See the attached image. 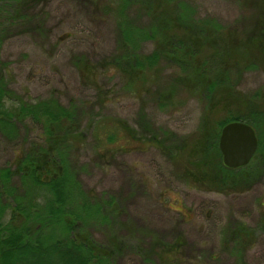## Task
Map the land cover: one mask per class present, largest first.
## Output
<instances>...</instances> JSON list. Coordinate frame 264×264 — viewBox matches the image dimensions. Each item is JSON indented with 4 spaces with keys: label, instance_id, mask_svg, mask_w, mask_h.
Masks as SVG:
<instances>
[{
    "label": "rangeland",
    "instance_id": "rangeland-1",
    "mask_svg": "<svg viewBox=\"0 0 264 264\" xmlns=\"http://www.w3.org/2000/svg\"><path fill=\"white\" fill-rule=\"evenodd\" d=\"M170 1L171 8L183 15V7H189L190 21L212 24L221 31L234 30L242 37L256 25L263 10L256 0ZM113 3L27 1L22 15L29 22L2 41L1 61L7 65L4 78L13 91L12 98L37 102L53 97L66 107L71 101L78 104L85 138L73 153V162L82 168L78 176L82 188L99 197H115L122 209L116 227L127 248L116 264H155L159 258L171 259L166 264H264V176L251 189L234 194L195 187L182 175L181 162L170 159L147 140L136 144L126 137L119 123L125 122L140 137L166 130L179 140L198 131L204 113L201 100L185 97L181 103L166 106L160 102L158 90L166 86L175 67L163 63L150 83H144L143 78L129 86L119 73L102 72V92L83 81L75 63L77 57L96 62L115 51L118 22L109 9H114ZM138 8L128 11L130 18L145 25L149 17ZM142 48L150 52L153 43L144 42ZM238 86L245 93L264 87V72L244 73ZM222 115L217 112L215 118ZM145 123L150 126L148 131L143 130ZM42 126L26 118L22 123L15 122L13 136L0 127V167L14 168L17 157L33 143L46 147ZM111 130L118 141L111 142L112 150L108 151L110 140L107 144L103 140ZM241 224L255 232L252 244L242 250V255L234 249L230 237ZM89 228L95 240H107L105 225L91 222ZM50 233L54 236L63 232L56 226ZM181 240L178 252L157 256L160 243ZM150 252L153 262L146 260Z\"/></svg>",
    "mask_w": 264,
    "mask_h": 264
},
{
    "label": "trees",
    "instance_id": "trees-1",
    "mask_svg": "<svg viewBox=\"0 0 264 264\" xmlns=\"http://www.w3.org/2000/svg\"><path fill=\"white\" fill-rule=\"evenodd\" d=\"M27 1L0 0V54L2 41L29 22L22 15ZM260 1L256 0L263 8L259 19L242 37L234 30L190 21L189 7H183V15L171 8L170 0H114V9H109L118 22L115 51L96 62L84 57L75 60L83 81L98 92H102L99 78L105 71L119 73L129 86L143 78L150 83L163 63L175 67L166 86L158 90L160 102L166 106L181 103L185 97L201 100L204 113L198 131L179 140L166 130L140 137L125 122L119 123L136 144L147 140L181 162L182 175L201 189L240 193L264 176V87L245 93L238 86L244 73L264 72V0ZM133 7L149 17L147 24L130 18L128 11ZM144 42L153 43L152 51L143 50ZM6 73L0 55V127L13 136L15 122L29 118L43 125L47 145L33 143L17 157L14 168L0 167V264H116L127 248L116 227L122 209L115 197H99L82 188L78 177L82 168L73 162V153L85 138L78 104L71 101L66 107L53 97L37 102L15 100L5 82ZM217 112H223L220 119L215 118ZM232 121L252 125L259 140L254 158L238 168L224 164L219 148L221 130ZM142 127L148 131L150 126ZM115 136L112 130L105 134L103 141L110 140L108 151L111 142L118 141ZM91 222L108 228L107 240L93 238ZM56 226L63 233L52 236L50 229ZM254 234L252 227L237 225L230 234L234 249L242 255ZM182 243L162 242L156 254L178 252ZM152 254L146 260L153 262ZM158 260L155 264L171 259Z\"/></svg>",
    "mask_w": 264,
    "mask_h": 264
},
{
    "label": "water",
    "instance_id": "water-1",
    "mask_svg": "<svg viewBox=\"0 0 264 264\" xmlns=\"http://www.w3.org/2000/svg\"><path fill=\"white\" fill-rule=\"evenodd\" d=\"M259 147V140L252 125L244 121L226 124L219 137L223 162L231 168L249 164Z\"/></svg>",
    "mask_w": 264,
    "mask_h": 264
}]
</instances>
